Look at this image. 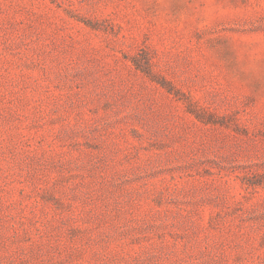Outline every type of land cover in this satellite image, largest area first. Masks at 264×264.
Returning a JSON list of instances; mask_svg holds the SVG:
<instances>
[{"label":"rangeland","instance_id":"1","mask_svg":"<svg viewBox=\"0 0 264 264\" xmlns=\"http://www.w3.org/2000/svg\"><path fill=\"white\" fill-rule=\"evenodd\" d=\"M0 264H264V0H0Z\"/></svg>","mask_w":264,"mask_h":264}]
</instances>
